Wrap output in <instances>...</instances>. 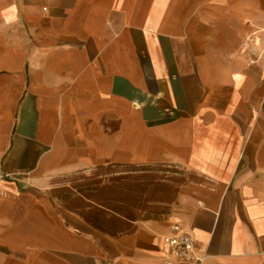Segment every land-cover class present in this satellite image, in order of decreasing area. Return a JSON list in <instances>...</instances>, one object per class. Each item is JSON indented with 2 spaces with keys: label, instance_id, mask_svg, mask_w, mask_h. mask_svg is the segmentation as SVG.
<instances>
[{
  "label": "crops",
  "instance_id": "obj_1",
  "mask_svg": "<svg viewBox=\"0 0 264 264\" xmlns=\"http://www.w3.org/2000/svg\"><path fill=\"white\" fill-rule=\"evenodd\" d=\"M264 0H0V264H264ZM192 175L114 235L54 208L62 173Z\"/></svg>",
  "mask_w": 264,
  "mask_h": 264
},
{
  "label": "rangeland",
  "instance_id": "obj_2",
  "mask_svg": "<svg viewBox=\"0 0 264 264\" xmlns=\"http://www.w3.org/2000/svg\"><path fill=\"white\" fill-rule=\"evenodd\" d=\"M127 165L124 167L106 164L56 175L47 191L54 208L61 215L79 218L99 232L101 231L87 221L93 222L97 218L93 223L105 227L108 220L112 231H131L136 222L146 220V217H167L174 207L179 187L192 178L188 172L170 164L147 163L138 167L134 164ZM128 185H131L130 189L127 188ZM96 198H114L112 203L117 207L123 206L125 212L131 210L126 206L127 201L135 200L140 209H133L129 213L137 220L127 222L111 216L110 213V217L103 212L97 213L101 210L92 203Z\"/></svg>",
  "mask_w": 264,
  "mask_h": 264
},
{
  "label": "built area",
  "instance_id": "obj_3",
  "mask_svg": "<svg viewBox=\"0 0 264 264\" xmlns=\"http://www.w3.org/2000/svg\"><path fill=\"white\" fill-rule=\"evenodd\" d=\"M13 178V175H1L0 179ZM167 254L176 260L188 264H202L203 257L199 255L194 247L193 239L188 230L178 221L170 226V233L162 238Z\"/></svg>",
  "mask_w": 264,
  "mask_h": 264
},
{
  "label": "trees",
  "instance_id": "obj_4",
  "mask_svg": "<svg viewBox=\"0 0 264 264\" xmlns=\"http://www.w3.org/2000/svg\"><path fill=\"white\" fill-rule=\"evenodd\" d=\"M262 110H263V113H264V100H263V103H262ZM116 166H128L127 164H114ZM134 165H137L140 166L141 164H134ZM144 165V164H143ZM98 167H102V165L98 166ZM130 186L131 185H128L127 188L130 189ZM115 191V190H114ZM116 192V191H115ZM115 199L114 198H109L107 200L105 199H94L92 200V203L101 210V212H97V213H104L105 216L107 217H110V214L111 216L113 215V217H117L121 220H124V221H127V222H134L136 221L137 219H135V216L132 215L131 212L133 209L135 210H138L140 209L139 206L137 205V203L135 204V200L133 202H128L126 203V206L129 209V212H125V208L122 206V207H117L116 205H114ZM113 202V203H112ZM107 212V213H106ZM110 213V214H108ZM83 217V216H82ZM85 218V217H84ZM97 219V218H96ZM95 219V221H96ZM146 220H149V219H155V218H149V217H146L144 218ZM87 221V220H86ZM93 221V222H95ZM92 227L100 230L101 232L103 233H106V234H111V235H114V234H117V233H121V232H128V231H124V230H119V231H112L111 228L109 227V221L107 220V223H105V227H101L99 226L98 224L96 223H93L91 221H87ZM107 226V227H106Z\"/></svg>",
  "mask_w": 264,
  "mask_h": 264
}]
</instances>
